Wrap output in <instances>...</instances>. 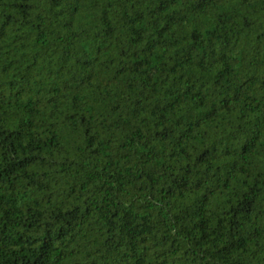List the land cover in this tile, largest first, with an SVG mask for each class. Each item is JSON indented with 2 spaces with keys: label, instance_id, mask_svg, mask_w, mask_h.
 Masks as SVG:
<instances>
[{
  "label": "trees",
  "instance_id": "trees-1",
  "mask_svg": "<svg viewBox=\"0 0 264 264\" xmlns=\"http://www.w3.org/2000/svg\"><path fill=\"white\" fill-rule=\"evenodd\" d=\"M0 264H264V0H0Z\"/></svg>",
  "mask_w": 264,
  "mask_h": 264
}]
</instances>
